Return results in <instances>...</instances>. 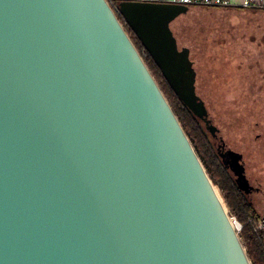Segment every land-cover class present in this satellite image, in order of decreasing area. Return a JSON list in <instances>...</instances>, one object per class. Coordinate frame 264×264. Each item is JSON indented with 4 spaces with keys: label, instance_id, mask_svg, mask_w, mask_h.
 Masks as SVG:
<instances>
[{
    "label": "water",
    "instance_id": "water-1",
    "mask_svg": "<svg viewBox=\"0 0 264 264\" xmlns=\"http://www.w3.org/2000/svg\"><path fill=\"white\" fill-rule=\"evenodd\" d=\"M189 10L0 0V264H252L125 28L200 115Z\"/></svg>",
    "mask_w": 264,
    "mask_h": 264
},
{
    "label": "flooded vegetation",
    "instance_id": "flooded-vegetation-1",
    "mask_svg": "<svg viewBox=\"0 0 264 264\" xmlns=\"http://www.w3.org/2000/svg\"><path fill=\"white\" fill-rule=\"evenodd\" d=\"M179 18L171 24V29L177 41L178 35L176 29H174V23ZM246 19L245 23L250 25L248 26L249 33H246V31L236 33L231 38V44L237 45V42H239L243 46L249 42L251 46L244 48L240 46L242 49L239 48L240 50L236 51L237 53L232 52L234 58L226 54L227 58L221 60L223 61V64L221 62L222 68L228 66L230 69L251 71L250 74L253 77L249 80L250 82L233 86L236 93L231 101L241 103V110L237 115L238 125L235 127L234 145L231 146L228 143L230 141L229 137L224 138V136H221V174L234 182L239 198L249 206L251 210L250 222L254 225L256 232H264V18L251 17ZM243 34L246 36L244 37ZM184 49H189V57L193 62L192 67L196 77L194 86L195 105L199 109L201 105L203 106L204 100L198 94L196 62L192 58L190 48L179 47L180 51ZM145 52L148 53L146 49ZM244 59L252 60V62H244ZM252 71L255 73L252 74ZM187 75L180 95L176 94L169 83L182 103L183 99L190 95L188 87H193L188 81L191 79V74L188 73ZM181 80L184 81V78H181ZM184 91L185 93H183ZM195 115L201 122L207 120V114L206 116L204 114Z\"/></svg>",
    "mask_w": 264,
    "mask_h": 264
},
{
    "label": "rangeland",
    "instance_id": "rangeland-1",
    "mask_svg": "<svg viewBox=\"0 0 264 264\" xmlns=\"http://www.w3.org/2000/svg\"><path fill=\"white\" fill-rule=\"evenodd\" d=\"M244 17L251 18L242 12L233 13L198 9L189 11L188 14L180 17L174 23L179 47L190 48L192 58L196 62L198 94L204 100L203 105L207 111L206 122H199L203 130L208 134L211 143L214 144V151L217 154H221V136H224V138L229 137L230 141L228 143L231 146L234 145L233 138L236 134L235 127L238 125L237 115L241 110V103L231 101L236 93L233 86L250 82L249 80L253 79L250 74L251 71L230 69L228 66L227 68L221 67V62L223 64L221 60H223L222 58H227L226 54L234 58L233 51L236 52L242 49L241 47L251 46L249 42L243 46L239 42H237V45L231 44V38L236 33L240 31L249 33L250 29L248 26L250 25L245 23L247 19ZM243 35L244 37L246 36L245 34ZM244 62L249 63L252 60L244 59ZM253 73L255 72L252 71ZM157 80L161 87L166 85L165 80ZM176 98L179 100L177 96ZM210 128H214L215 131L212 132ZM205 169L211 179V174H209L207 168ZM214 186L227 213L233 216L219 187Z\"/></svg>",
    "mask_w": 264,
    "mask_h": 264
},
{
    "label": "trees",
    "instance_id": "trees-1",
    "mask_svg": "<svg viewBox=\"0 0 264 264\" xmlns=\"http://www.w3.org/2000/svg\"><path fill=\"white\" fill-rule=\"evenodd\" d=\"M119 19L123 24L125 23L122 16L119 15ZM125 28L157 83L159 84L157 79L165 80L166 85L161 87L159 84L163 94L178 117L185 133L189 137L205 168H207L209 174H211L213 184L218 186L222 192L231 214L235 215L238 221L243 225L240 238L251 263L264 264V232H256L254 225L250 222L251 210L249 206L244 204L239 198L234 182L221 174V154L215 153L214 144L211 143L208 134L200 125L199 121L201 120L176 98L177 95L173 92L157 62L153 59L149 52H145V47L140 42L134 30H132L128 25H126ZM206 112L205 106L201 105L198 113L206 116ZM202 122L205 123L206 121L203 120ZM210 130L212 132L215 131L214 128H210Z\"/></svg>",
    "mask_w": 264,
    "mask_h": 264
},
{
    "label": "crops",
    "instance_id": "crops-1",
    "mask_svg": "<svg viewBox=\"0 0 264 264\" xmlns=\"http://www.w3.org/2000/svg\"><path fill=\"white\" fill-rule=\"evenodd\" d=\"M178 3L180 0H165ZM201 4L189 7L191 10L242 12L248 17L264 18V0H197Z\"/></svg>",
    "mask_w": 264,
    "mask_h": 264
},
{
    "label": "built area",
    "instance_id": "built-area-1",
    "mask_svg": "<svg viewBox=\"0 0 264 264\" xmlns=\"http://www.w3.org/2000/svg\"><path fill=\"white\" fill-rule=\"evenodd\" d=\"M107 1L110 4V6L112 7V9L117 13L119 12L120 4L123 2H135V1H137V2L156 3V4L157 3H166L165 0H107ZM178 3L182 4V5H186L188 7L201 4V2H199L197 0H180ZM229 218H230L231 223L233 224V227L235 228V230L237 231V233L240 236V233L242 232V229H243L242 225L240 224V222L237 220V218L234 215L233 216L229 215Z\"/></svg>",
    "mask_w": 264,
    "mask_h": 264
}]
</instances>
